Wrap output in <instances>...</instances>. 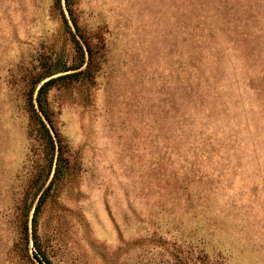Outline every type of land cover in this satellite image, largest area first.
I'll return each mask as SVG.
<instances>
[{
    "label": "rangeland",
    "instance_id": "374dc122",
    "mask_svg": "<svg viewBox=\"0 0 264 264\" xmlns=\"http://www.w3.org/2000/svg\"><path fill=\"white\" fill-rule=\"evenodd\" d=\"M0 264H264V0H0Z\"/></svg>",
    "mask_w": 264,
    "mask_h": 264
},
{
    "label": "trees",
    "instance_id": "16d2710c",
    "mask_svg": "<svg viewBox=\"0 0 264 264\" xmlns=\"http://www.w3.org/2000/svg\"><path fill=\"white\" fill-rule=\"evenodd\" d=\"M41 87H42V86H40V88H39V89H41ZM37 102H38V99H37ZM42 125H43V123H42Z\"/></svg>",
    "mask_w": 264,
    "mask_h": 264
}]
</instances>
